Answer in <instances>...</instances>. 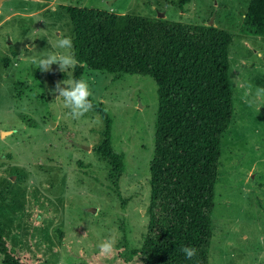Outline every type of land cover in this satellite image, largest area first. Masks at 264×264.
Masks as SVG:
<instances>
[{"label": "rangeland", "instance_id": "374dc122", "mask_svg": "<svg viewBox=\"0 0 264 264\" xmlns=\"http://www.w3.org/2000/svg\"><path fill=\"white\" fill-rule=\"evenodd\" d=\"M249 1L0 0V234L19 256L38 264H142L126 257L139 247L148 219L153 79L82 71L89 99L110 119L111 148L123 157L124 171L116 175L94 150L103 139L101 114L72 120L51 94L73 69L62 73L53 65L42 73L19 58L26 46L47 51L64 29L73 35L63 8L69 6L229 34L233 115L220 139L208 264H264V95H256L264 89V37L241 31ZM110 235L116 251L102 257L97 245Z\"/></svg>", "mask_w": 264, "mask_h": 264}, {"label": "trees", "instance_id": "16d2710c", "mask_svg": "<svg viewBox=\"0 0 264 264\" xmlns=\"http://www.w3.org/2000/svg\"><path fill=\"white\" fill-rule=\"evenodd\" d=\"M63 8L79 61L72 78H81L87 68L150 76L156 86L146 232L126 259L138 257L142 264H208L220 139L233 115L229 34L211 25L160 17ZM241 31L264 37V0L249 1ZM93 110L105 122L103 139L94 150L120 175L123 157L111 148L110 119L100 106L93 104ZM184 246L195 247L197 255L186 259L179 251ZM0 256L2 264H38L19 256L2 234Z\"/></svg>", "mask_w": 264, "mask_h": 264}, {"label": "clouds", "instance_id": "9594fccd", "mask_svg": "<svg viewBox=\"0 0 264 264\" xmlns=\"http://www.w3.org/2000/svg\"><path fill=\"white\" fill-rule=\"evenodd\" d=\"M70 23V21H69ZM50 46L47 51H36L35 46H26L19 58L30 60L34 68L42 73L50 72L53 65H57L62 73L74 69L79 61L74 51V42L68 29H64L59 34L48 41ZM25 49L31 52L30 56H25ZM51 94L55 100H62V106L67 110L65 115L72 120H79L93 110V104L89 99L92 95L87 80L83 78H71L57 81ZM257 96L264 95V89L257 88ZM117 239L115 236L105 237L98 245V255L102 257L112 256L116 251ZM185 258L191 260L197 255V249L192 246H184L179 249Z\"/></svg>", "mask_w": 264, "mask_h": 264}]
</instances>
